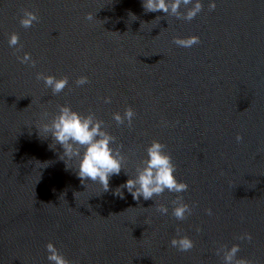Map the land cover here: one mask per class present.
I'll return each mask as SVG.
<instances>
[{
    "label": "water",
    "instance_id": "obj_1",
    "mask_svg": "<svg viewBox=\"0 0 264 264\" xmlns=\"http://www.w3.org/2000/svg\"><path fill=\"white\" fill-rule=\"evenodd\" d=\"M202 3L186 21L141 0H0V264H49L48 242L72 264H222L216 249L233 244L264 264V0ZM25 11L39 17L29 28ZM190 36L200 43H173ZM37 73L69 83L53 95ZM82 75L89 83L76 86ZM60 106L103 120L129 175L153 140L166 145L188 190L146 201L122 188L121 198L123 169L107 192L82 184L76 162L37 129ZM129 106L132 125H117L113 113ZM173 201L191 214L176 219ZM177 232L195 247L173 248Z\"/></svg>",
    "mask_w": 264,
    "mask_h": 264
},
{
    "label": "clouds",
    "instance_id": "obj_2",
    "mask_svg": "<svg viewBox=\"0 0 264 264\" xmlns=\"http://www.w3.org/2000/svg\"><path fill=\"white\" fill-rule=\"evenodd\" d=\"M191 5V7H188ZM141 6L146 12H163L166 16H174L176 19L186 21L193 20L202 10V0H141ZM209 10H215L216 0H208ZM184 8L185 11H181ZM85 19L92 21L94 19L91 13L87 14ZM39 17L34 12L25 11L19 23L24 28H29L34 22H38ZM19 37L12 33L9 40V47L18 45ZM173 43L177 46L190 48L200 43L198 36L187 38H174ZM21 63L31 61L35 66V61L31 60L30 53H24L23 57H17ZM38 80H43L46 88H50L53 95L62 92L69 83L67 76L57 78L53 75H44L37 73ZM89 83L86 76H79L75 80L76 86ZM105 103H111V97L104 98ZM135 112L131 106L124 110L123 116L119 113H113L112 119L117 125H123L127 121L128 126L132 125ZM40 134L41 130L51 137L52 141L59 145L63 150L60 158L66 161H75L76 176L82 184H99L103 192L109 190V181L112 176L119 175L123 169L125 175L129 178L124 184L120 185L114 195L123 198L121 189H126L134 200L143 198L144 200L153 199L166 191L169 193L186 192L189 188L185 182L178 181L176 178L177 167L173 163L172 156L166 151V145L158 140H153L146 148L145 157L135 169L134 175H129L125 169L126 156L121 151L123 145L116 144V137L105 130V123L98 119L94 113L83 115L69 106H60L58 113L51 119L50 123L43 126V129L37 128ZM236 141L241 142L242 137L237 135ZM119 190V191H117ZM175 205L172 208L171 215L178 220L185 219V214L190 215L192 209L189 205L173 201ZM157 211L161 215H168L169 209L160 206ZM211 215V209L207 210ZM201 231L197 228V232ZM241 240L251 241L250 233H245ZM170 245L180 252H188L195 247L194 241L187 235L174 236L170 240ZM49 264H72L65 255L52 242L45 246ZM241 251L239 244H233L230 248L222 246L216 249V254H222V264H252L245 258H238L237 254Z\"/></svg>",
    "mask_w": 264,
    "mask_h": 264
}]
</instances>
